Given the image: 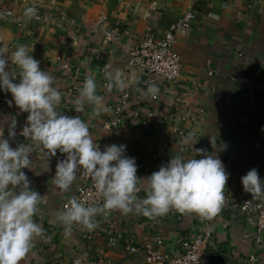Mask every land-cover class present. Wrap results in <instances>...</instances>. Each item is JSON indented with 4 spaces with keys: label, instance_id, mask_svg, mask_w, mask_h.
I'll list each match as a JSON object with an SVG mask.
<instances>
[{
    "label": "crops",
    "instance_id": "obj_1",
    "mask_svg": "<svg viewBox=\"0 0 264 264\" xmlns=\"http://www.w3.org/2000/svg\"><path fill=\"white\" fill-rule=\"evenodd\" d=\"M27 7H35L42 20L26 19ZM190 9L196 12L197 21L189 35L178 37L175 46L183 65L179 83L159 87L156 99L142 95L135 89L146 91L149 80L141 70L128 66L131 50L149 29L162 38ZM5 10L12 11L13 17L0 22V46L11 53L16 44H27L41 70L55 77L54 87L62 95L58 110L85 120L97 144L126 145L125 155L135 159L138 177L158 171L168 163L164 158L177 154L194 158L193 148L218 151L229 175L228 195L264 204V198L253 199L241 183L253 168L264 181V95L244 88L246 80L264 83V0H0V11ZM59 58L68 64V71L59 66ZM116 71L125 80L123 91L106 86V73ZM88 76L95 78L97 94L111 109L95 119H89L90 106L76 113L73 104ZM75 86L77 91H73ZM124 93L130 99L121 125L105 129ZM0 98H5L0 102L4 138L9 139L8 126L15 119L16 136L9 143L13 148L27 143L20 132L28 113L13 103L9 106L10 92L0 89ZM224 144L226 150H219ZM65 158L58 150L49 159L37 148L31 170H22L31 189L46 202L39 205L41 213L35 219L48 238L37 239L21 264H67L71 254L80 264H146V245L168 257L176 256L181 240L204 225V218L175 210L155 219L113 211L108 220L97 217L95 231L77 226L66 236L55 216L74 196L83 176L70 192L62 193L51 180L57 161ZM211 228L209 251L214 264H264V243L256 244V227L248 216L224 204ZM111 239L116 240L115 246ZM131 247L138 252L131 254Z\"/></svg>",
    "mask_w": 264,
    "mask_h": 264
},
{
    "label": "clouds",
    "instance_id": "obj_2",
    "mask_svg": "<svg viewBox=\"0 0 264 264\" xmlns=\"http://www.w3.org/2000/svg\"><path fill=\"white\" fill-rule=\"evenodd\" d=\"M24 17L38 18L37 9L27 7ZM105 79L109 89L123 91L126 87L120 71L107 72ZM54 82L55 77L41 70L40 62L30 54L27 44H16L11 53L0 46V89L11 93L10 107L14 102L21 112L28 113L20 132L27 143L15 148L10 145L9 139L16 136L15 119L8 126L9 139L4 138L3 128L0 129V264H21L37 239L48 238L35 219L41 213L39 205L44 197L31 189V181L22 171L31 170L32 153L37 148L43 149L49 159L58 150L66 155L57 161L51 180L62 193L70 192L78 177L83 176L91 179L101 200L99 204H87L76 196L68 199L55 216L66 236L72 235L77 226L88 232L95 231L97 217L113 211L149 219L165 216L172 210L208 220L220 213L226 201L224 190L229 175L218 151L208 153L205 149L193 148L194 158L174 155L149 177H138L135 159L125 155L126 145L112 144L101 151L85 120L58 110L62 95ZM97 89L95 78L85 77L73 100L76 113L90 106L89 119H95L111 111L104 106ZM135 90L152 98L160 93L155 82L149 83L146 91L139 87ZM211 143L216 149L215 142ZM226 148L224 144L219 150ZM241 183L253 199L264 198V181L255 168L241 178ZM141 191L146 193L143 198L138 195ZM76 264H80L79 260Z\"/></svg>",
    "mask_w": 264,
    "mask_h": 264
},
{
    "label": "built area",
    "instance_id": "obj_3",
    "mask_svg": "<svg viewBox=\"0 0 264 264\" xmlns=\"http://www.w3.org/2000/svg\"><path fill=\"white\" fill-rule=\"evenodd\" d=\"M195 2L199 0H194ZM253 9V6H248ZM0 22H5L13 17V12L10 10L0 11ZM36 21H41L42 18L38 15ZM197 21V14L193 9H190L178 21L170 25L162 38H156L152 29H149L140 45L131 50L129 67L141 70L148 78L149 83L155 82L159 87L169 88L176 86L182 73V58L176 52L175 46L179 36H187L193 29ZM59 66L65 70H69L68 64L58 59ZM244 88L247 91L264 95V83H254L250 80L244 82ZM75 86L73 91H77ZM130 99L129 93L122 95L120 103L115 108L114 117L112 120L104 124V128L108 130L117 129L123 118V111L128 105ZM156 99V97H155ZM5 98H0V102ZM14 104V102H13ZM152 116V113H150ZM100 150L103 151L105 146L111 145L110 143H98ZM169 162V158H164ZM225 191L226 201L225 204L235 211L248 216L249 220L255 224L256 227V244L261 245L264 243V204L253 201L243 196L230 197ZM146 195V194H145ZM141 196V198L145 197ZM74 196L78 197L87 204L101 202L100 197L94 190L90 178L83 177L82 184L76 188ZM43 205L46 202L43 200ZM64 208V206H63ZM112 217V212L107 216H99V218L108 220ZM211 220L203 219L204 225L195 234L187 236L180 242L179 254L173 257L163 255L158 250L154 249L151 245L145 246V263L146 264H214L212 255L209 251V246L213 240V231L211 228ZM116 240L111 239L110 244L116 245ZM131 254H136L138 249L131 247L129 249ZM79 260L75 254L68 257L67 264H76ZM80 262V261H79Z\"/></svg>",
    "mask_w": 264,
    "mask_h": 264
}]
</instances>
